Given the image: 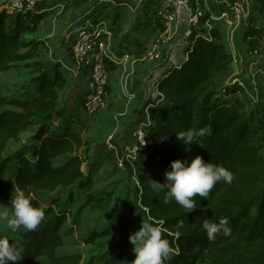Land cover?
Listing matches in <instances>:
<instances>
[{
    "label": "trees",
    "instance_id": "16d2710c",
    "mask_svg": "<svg viewBox=\"0 0 264 264\" xmlns=\"http://www.w3.org/2000/svg\"><path fill=\"white\" fill-rule=\"evenodd\" d=\"M233 1L220 0L214 13L204 9V17L192 29L187 59L180 68L167 69L158 85L162 100L146 108L142 100H136L127 103V111L123 104L119 112L106 113L103 109L95 115H89L83 104L75 108L67 105V95L75 83L83 84L82 94L86 92L88 73L80 72L74 77L62 65L65 36L43 39L54 28V23L47 21L49 15L61 3L69 10L78 7V15L83 17L75 16L74 24L66 28L67 34L74 35L87 22L111 21L112 31L124 22L131 23L118 50L122 54L127 51L123 44L134 45L135 53L145 58L164 31L156 5L147 1L142 10H133L113 0H49L47 12L43 6L28 12L0 10V83L5 76L19 75L20 69L28 75V86L19 93L15 85H0V202L11 201L17 187L35 206L42 202L48 205L45 219L34 231L10 230L0 221V237L9 238L10 244L17 242L24 255L21 261L8 264H80L81 254L60 250L68 249L70 237L81 227L86 211L97 215L106 228L93 233L86 242L94 245L96 239L118 233L113 263L125 261L134 253L130 214L136 220L145 219L143 209L148 212L146 222H163L162 235L175 249L165 264H204L211 254L217 253L237 256L239 264H264V105L257 103L249 113L241 102L231 104L234 96L245 90L238 84L225 88L222 80L230 71L233 52L229 29H224L220 18ZM110 7L115 11L112 20H108ZM238 28L236 38L240 34L251 52L261 48L264 56V0H252V11L243 29L238 32ZM73 39L74 36L68 40L69 46ZM157 63L144 62L148 65L138 74L146 75ZM106 68L112 77L119 66L107 60ZM222 89L228 98L224 102L218 99ZM112 90H120L118 80L108 86V103ZM139 108L141 112L147 109V113L135 114ZM106 120L111 122L101 126L106 129L101 138L106 141L117 134L114 140L123 156L128 154L126 149L136 144L134 134L143 124L155 142L154 149L140 151L133 162L136 176L129 174V178L140 190L133 204L121 199L117 192L121 184L115 179L121 169L116 152L98 149L104 143L98 138L96 126ZM201 128L207 132L198 138V143L186 146L177 139V132ZM22 142L26 144L20 151L3 157L12 144ZM186 147L191 150L186 151ZM197 155L205 162L227 167L234 180L231 184L217 183L210 199L197 194L194 199L198 207L186 213L174 200L164 203V191L153 184L165 183V172L170 170L172 161H190ZM109 163L116 167L113 172L109 171ZM74 194L82 196V204L74 200ZM116 203H121L120 210L104 224ZM221 217L228 219L232 233H218L210 241L202 224L206 219L218 222Z\"/></svg>",
    "mask_w": 264,
    "mask_h": 264
},
{
    "label": "rangeland",
    "instance_id": "374dc122",
    "mask_svg": "<svg viewBox=\"0 0 264 264\" xmlns=\"http://www.w3.org/2000/svg\"><path fill=\"white\" fill-rule=\"evenodd\" d=\"M117 1H120L123 3H125V2L129 3L128 2L129 0H127V1L117 0ZM204 1H205V9L210 10L211 12L214 13V8L220 0H204ZM108 11H109V12H107L109 14L108 20H112V16H114L115 11H114V9H111V8H109ZM225 11L230 13L231 20L236 21L235 29L237 27H239L237 30L239 32L243 29V25L246 22V19L248 18V16L250 15V13L252 11V0H247V3H245V5H244V9L242 11H240L238 18L235 16V13L233 11H231V9L229 7H227V9ZM185 19H187V15H183L181 20H185ZM223 22H224V20H223ZM108 25H109V27H111V21L108 22ZM225 27H228V25L224 22V29H225ZM180 29H181V27H180ZM180 29L177 31V34L175 36V41L183 36L184 29H182V31ZM235 35H236V31L234 34V40L233 39L229 40V44H230L232 52H233L232 64L230 67V71L222 77V80L224 82L223 86L225 88H228V87L231 88L234 84H238L239 86H241V88H243L245 90V93H243L242 91L237 93L234 96V99L231 102V104H234L235 102L239 101L246 106V108L249 110V113H250V110H252L257 103H261L264 105V94H263L264 86L261 87V85H260V84H263V80H261V79L264 77V56H261V54H260L261 50H262L261 48L257 51L251 52L249 50V44L245 43L242 36L239 34V36H237V38H236ZM115 39H116V37H115ZM49 40H51V39H49ZM68 40L69 39L66 38L62 42V44L64 43V45L66 47L68 46ZM49 42H51V41H48V43ZM262 44H264V43H262ZM45 54L50 55V54H48L47 51L45 52ZM20 70L21 71H20L19 75L16 73H13L12 75L3 77L1 79L0 85L1 86L6 85V84L15 85L17 93H19L18 91H20V89L26 88L28 86V75L26 74L27 71L25 69H20ZM86 72H87L86 70H83L81 73H86ZM109 80H110V84H112V82L114 83L115 81L118 80V84H123V87H126V85H125L126 80L124 77L122 79L121 77L119 78L118 75H114L112 77L109 76ZM156 90L158 91V87ZM222 90H221V93L218 95V99L220 102H224L228 99L225 96H223L225 91L224 90L222 91ZM151 91H153V90H151ZM5 92L6 91H3L4 94H5ZM154 94H156V93H154ZM109 96H110L109 104H111V105L106 106V108H105L106 113H108V112H111V113L119 112L122 109L123 104L125 106L126 111L129 109V106L127 105L129 100L125 97L124 94L121 95L120 100H119L116 92H114L112 90V92L109 93ZM247 98L250 101H247ZM145 110H147V109H145ZM110 122L111 121H109V120H106L104 122L102 121L100 125L96 126L99 128V129H96L98 131L97 134H98L99 140L102 139L101 137H103L105 135L104 132L106 130L105 128H103L101 126H103V124L109 126ZM112 124H116V123L112 122ZM100 127H101V129H100ZM116 136H117V134H114L110 138H108L106 141L104 139H102L101 142L104 144L102 146H99L98 149L99 150H106L107 149V152H110V150L115 152L114 150L109 149V147H108L109 143H111L118 148L119 154L121 155L122 150H121V148H119L117 146V144H116L117 142L114 140V138ZM23 141H24V139H23ZM24 142H22L19 145L12 144L8 148L6 153L3 155V157L6 158V157L12 155L14 152L20 151V149L23 146H25V144H26ZM27 142H28L27 143V145H28L29 141L27 140ZM117 158H118V156H117ZM117 162H118V167L121 169L120 175L117 176V179H115V182H118L119 184H121L119 187H117V192H118L119 196L121 197V199L126 198L130 203L133 204V202H135V200L138 198V192L140 190L138 189L137 183H134L133 181L130 180L129 174L136 176V170H134L132 167L133 163H129L127 161H122V162L117 161ZM108 166H109V171H111V172H113L116 168L115 166H111L110 163L108 164ZM67 196H68V192L64 195V199L67 198ZM74 200L78 204H82V202H83L82 196L79 194H77V195L74 194ZM10 203H11V201H9V200L1 201L0 202V210H3L5 208L8 210L9 208H11ZM120 208H121V203H116L115 206L110 210V212L107 215V218L109 216L110 217L108 219L105 217V221L103 223L105 224L107 222L112 221L110 219L111 216L113 217L115 215L114 213L117 212L118 210H120ZM144 210L145 209H143V212H145L144 213L145 219H144V217H142L140 220L139 219L136 220V217L134 215L130 214V216L132 218V220L130 221V226L132 227V229H134V231H133L134 233L137 230H139V228L142 227L143 219L145 221L148 220V212L144 211ZM8 211L11 214L12 210H8ZM142 216H143V214H142ZM104 230L106 231V228L102 227L100 218L97 215L91 213L90 211H86L85 215L83 216L81 227L77 229L76 233H74V235L72 237H70L71 240L67 246L68 249L67 248L61 249L60 252H66L68 250V251L72 252L73 254H81L82 260H81L80 264H88V263H92V264H116V263H113V256H114V254H116V251H115L116 250V244L119 240V234L118 233L108 235L105 238L96 239V242L94 243V245L86 242V239H88V237L91 236L93 233L95 234L96 232H99V231L103 232ZM132 247L134 248L135 245L133 244ZM109 252L112 254H110ZM135 258H136V254L133 253L125 261L119 262L117 264H131V262L133 260H135ZM238 259L239 258L237 256L228 255V254H224V253H217V254H211L204 264H219V263H222V264H239Z\"/></svg>",
    "mask_w": 264,
    "mask_h": 264
},
{
    "label": "built area",
    "instance_id": "2783aa9c",
    "mask_svg": "<svg viewBox=\"0 0 264 264\" xmlns=\"http://www.w3.org/2000/svg\"><path fill=\"white\" fill-rule=\"evenodd\" d=\"M139 1L141 3L147 1L159 2V6L157 7L158 17L164 27V31L159 36L155 47L150 50L144 58V60L149 63L158 62V65L152 69L151 77L149 78L152 89H157L167 69L171 67L180 68L183 61L187 59L188 55L186 48L190 45L189 40L192 35V29L199 25L200 19L205 15V1ZM245 3H247V0H234L228 4V7L238 18L240 11L244 9ZM37 5V0H14L12 3L6 5L4 9L10 12L16 10L28 12L29 10L37 8ZM183 15H187V19L181 20ZM221 19L228 25V40H234L236 21L231 20L230 13L227 11L221 14ZM179 29L181 31L184 29L183 36L175 41V36ZM109 37V30L104 23L92 24L87 22L85 26L74 35V39L70 45V54L67 59H63L62 61V65L66 69L72 70L76 76L83 70L88 72L89 84L86 92L83 94L82 104L89 115L98 114L108 105L109 73L106 68V61H112L117 65L123 62L112 50ZM70 65L72 66L69 67ZM262 80L264 84V77ZM155 93L158 96L155 100L156 103L162 100L163 96L157 90ZM134 138L136 144L132 147L140 145L139 151H137L134 158H130L129 154L126 156L120 155L118 148L109 143L108 147L116 152L118 161L133 163L136 161L140 151H150L155 148V142L149 135L144 124L135 132ZM143 138L145 139V144L142 146L141 141Z\"/></svg>",
    "mask_w": 264,
    "mask_h": 264
},
{
    "label": "clouds",
    "instance_id": "9594fccd",
    "mask_svg": "<svg viewBox=\"0 0 264 264\" xmlns=\"http://www.w3.org/2000/svg\"><path fill=\"white\" fill-rule=\"evenodd\" d=\"M207 129L185 130L177 132V139L186 146L198 143V138L206 134ZM145 139L141 141L143 146ZM140 145L126 149L130 158H134ZM186 147V151H190ZM234 174L222 164L205 162L202 156L188 160L177 159L172 161L170 170L165 172V183L155 181L153 187L164 191V203L173 200L180 205L186 213L194 211L199 197L210 199L214 187L219 182L231 184ZM11 214L5 208L0 210V221L6 223L10 230L23 228L25 231L36 230L45 219L47 203L35 206L25 191L15 187L11 199ZM151 219V218H149ZM162 221L159 224L142 221V227L130 236V242L135 245L133 252L135 260L131 264H165L175 254V249L162 235ZM181 226L183 221L180 222ZM210 241L215 240L218 233L230 236L232 229L228 226V219L221 217L218 222L212 219L204 220L202 224ZM9 238L0 237V264H8V261L19 262L23 259L22 248L17 242L10 244Z\"/></svg>",
    "mask_w": 264,
    "mask_h": 264
},
{
    "label": "crops",
    "instance_id": "0c3cea01",
    "mask_svg": "<svg viewBox=\"0 0 264 264\" xmlns=\"http://www.w3.org/2000/svg\"><path fill=\"white\" fill-rule=\"evenodd\" d=\"M14 0H0V10H2L3 8H5L6 5L12 3ZM78 2L80 0H72V2ZM82 1V0H81ZM93 1V0H92ZM102 1V0H101ZM127 1V0H125ZM47 2H49V0H37V6L41 7L43 6V10L46 11V4ZM113 2H115L116 4L119 5H127L130 6L131 9L133 10H142L143 8V4L141 3L139 0H129L125 3L117 1V0H113ZM156 7L159 6V2H153ZM111 9H113L112 7H110ZM109 10V8L107 9V11ZM79 14V9L78 7L72 10L69 9H65V5L64 3L59 4L56 7V10L54 13L49 15V19L47 21H49L50 23H54V28L53 31H49L46 34L43 35V39H52L54 37H56L57 35H61V36H65V38L67 39H71L74 36V33H70L67 34V29L70 27L71 24H74V17L78 16L79 18L83 17L82 14ZM48 22V23H49ZM109 21L106 22H102L104 23L110 33V37H109V43L111 45L112 50L115 52V54L123 60L122 64H119V68L116 71V75L119 76V78L121 77L123 79V77L125 78V85L126 87H123V84H119L120 90L118 92H116V94L118 95L117 97L120 100V97L122 94L125 95V97L129 100L128 103H134L136 100H142V105L144 104V108H146L147 105H153L155 104V100L157 99V95L154 94L156 89H152V86L149 83V78L151 77V71H149V73H147L146 75H144L143 73L138 74L139 71H142V69H146L148 64H144V62H147L146 60H144V57L136 54L135 52L137 51L136 46L134 45H126L123 44L122 47L126 48L127 51H124L122 54L120 53V51L118 50V47L123 43L122 41L124 36L126 34H128L132 28L131 23L128 22H124L121 28H116L114 31H112L108 25ZM43 25H45L43 23ZM67 28V29H66ZM135 36V33H134ZM116 37V39H115ZM71 45V44H70ZM69 46V45H68ZM68 46L66 47L65 45H63L62 50L65 52L64 54V58L63 59H67V57L70 54V50H68ZM70 47V46H69ZM134 51V52H132ZM142 57V58H141ZM149 63V62H148ZM72 65H70L69 67H71ZM68 70V69H67ZM72 72V70H69ZM73 73V72H72ZM74 74V73H73ZM74 77H77L74 74ZM122 82V81H121ZM109 84H110V80H109ZM114 83L112 82V85ZM84 85L83 84H79L78 82L74 84V86L69 90V93L67 95L66 101H67V105L71 108H75L78 105L82 104V87ZM88 87V86H86ZM153 90V91H151ZM111 105L108 103V106ZM109 108V107H108ZM140 110L142 109H136L135 110V114H139L140 115H144V113L146 112V110L144 109L143 112H141Z\"/></svg>",
    "mask_w": 264,
    "mask_h": 264
}]
</instances>
